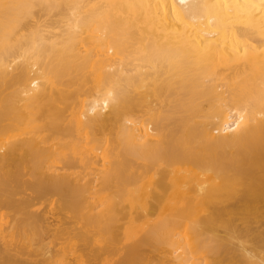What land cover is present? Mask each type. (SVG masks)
<instances>
[{"label":"bare ground","instance_id":"bare-ground-1","mask_svg":"<svg viewBox=\"0 0 264 264\" xmlns=\"http://www.w3.org/2000/svg\"><path fill=\"white\" fill-rule=\"evenodd\" d=\"M256 233L264 0H0V264H264Z\"/></svg>","mask_w":264,"mask_h":264},{"label":"rangeland","instance_id":"rangeland-1","mask_svg":"<svg viewBox=\"0 0 264 264\" xmlns=\"http://www.w3.org/2000/svg\"><path fill=\"white\" fill-rule=\"evenodd\" d=\"M241 219H239L238 221H236V224H238V226L241 224V221H242V223H243V220H241ZM240 223V224H239ZM243 225L241 224L239 227H242ZM259 234H261V233H256V234H254L255 236H253V240H250L249 242H247V245H248V243H250L251 245L253 244L254 245V243L255 244H259L257 247L260 249H258L259 251H255V250H257L256 249V247H254V246H252L253 248H255V249H253V252L255 253V254H257V255H259V256H264V253H262V252H264V238L260 235L259 236ZM257 236V237H256ZM263 236H264V234H263ZM261 237H262V239H261ZM252 239V238H251ZM257 239H259V240H257ZM263 240V241H262ZM255 241V242H254ZM250 246V245H249ZM262 247V249H261V247ZM263 250V251H262ZM222 252H224V250L222 251ZM214 252H207V253H199L198 255H197V259H196V262H199L200 264H208L209 263V260L211 259H213V256H214V254H213ZM259 253V254H258ZM206 254V255H205ZM201 255V256H200ZM199 260V261H198ZM210 260V261H211ZM229 260V259H228ZM230 261H233V260H230Z\"/></svg>","mask_w":264,"mask_h":264}]
</instances>
